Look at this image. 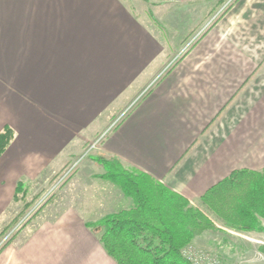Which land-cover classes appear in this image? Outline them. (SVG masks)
<instances>
[{
  "label": "crops",
  "instance_id": "obj_1",
  "mask_svg": "<svg viewBox=\"0 0 264 264\" xmlns=\"http://www.w3.org/2000/svg\"><path fill=\"white\" fill-rule=\"evenodd\" d=\"M194 1L0 0V132L13 134L0 199L81 159L0 264H117L87 223L132 200L92 157L116 158L192 203L233 169L264 171V0H238L168 67L171 34L211 9Z\"/></svg>",
  "mask_w": 264,
  "mask_h": 264
},
{
  "label": "trees",
  "instance_id": "obj_2",
  "mask_svg": "<svg viewBox=\"0 0 264 264\" xmlns=\"http://www.w3.org/2000/svg\"><path fill=\"white\" fill-rule=\"evenodd\" d=\"M12 135L9 129L0 132V155ZM92 158L103 166L98 176L132 200L129 208L87 223L100 227L99 242L117 264H192L183 249L204 231H221L223 226L238 232H264V171L233 169L205 190L198 199L201 206H197L146 172L125 168L116 158ZM26 196V186L18 180L12 201H24V207L17 220L32 204Z\"/></svg>",
  "mask_w": 264,
  "mask_h": 264
},
{
  "label": "rangeland",
  "instance_id": "obj_3",
  "mask_svg": "<svg viewBox=\"0 0 264 264\" xmlns=\"http://www.w3.org/2000/svg\"><path fill=\"white\" fill-rule=\"evenodd\" d=\"M237 1L238 0H223L222 2V0H219V2L222 3H217V0H211V9L209 11L206 9L203 10L205 16L200 24H179L178 30L171 34L177 39L173 40L171 43L172 58L167 66L170 67L171 65L176 64L177 61L187 52V50L200 39L202 33L207 30L208 27L213 25L215 19L217 17L219 18L223 10L226 7L227 11L230 10ZM194 2H196V0ZM186 11V9L181 10L182 13H185ZM195 13L196 16L200 15L202 13V9H196ZM163 27L166 30L168 28L171 29V26L169 25H164ZM167 31L170 32V30ZM97 149L98 148H89L84 155H91V153ZM80 160L81 159H77L70 164L69 167L56 173L54 176H49L46 179L42 176L28 183V185H26V201H30L32 204L18 220L17 218L24 207V201L14 202L11 201L9 197H3L0 199V246L10 238L11 234L13 235L14 233H17L22 226H24V224L26 225L21 231V234L23 233L22 236L30 230L33 224H35V222L38 221L44 214V208H42L43 205L46 204L51 197L59 191L66 180L73 175L74 171L78 168ZM74 163L75 165H73ZM0 188L4 189L5 185L0 183ZM193 204L201 206L198 201L193 202ZM40 206H42V209ZM211 217L213 218V215H211ZM262 223L264 225V220H262ZM216 224L221 226L219 223ZM10 225L12 226L7 231L2 233V231ZM221 228V231H207L204 233L206 235H203L204 237L200 239L199 243L192 241L185 248L191 247L193 250L199 251L203 254H208L211 257L217 256L219 264H264V232L248 233L238 232L223 226H221ZM188 260L191 261L192 264H197L194 260ZM197 260L200 261V258L198 257Z\"/></svg>",
  "mask_w": 264,
  "mask_h": 264
},
{
  "label": "built area",
  "instance_id": "obj_4",
  "mask_svg": "<svg viewBox=\"0 0 264 264\" xmlns=\"http://www.w3.org/2000/svg\"><path fill=\"white\" fill-rule=\"evenodd\" d=\"M123 115V113L119 116V118ZM117 122L114 121V124ZM106 134V131L100 134L91 144L89 148H98L99 149V143L101 139ZM88 148V150H89ZM87 150V151H88ZM75 165V163L73 164ZM183 254L187 259L194 260L197 264H219V260L217 256H209L208 254L200 253L199 251L193 250L191 247L183 249ZM198 257L200 258V261H198Z\"/></svg>",
  "mask_w": 264,
  "mask_h": 264
}]
</instances>
